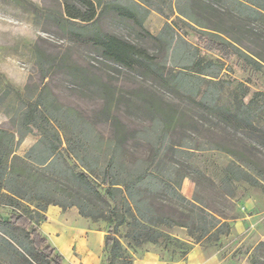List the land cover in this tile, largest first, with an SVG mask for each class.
<instances>
[{"label":"trees","instance_id":"1","mask_svg":"<svg viewBox=\"0 0 264 264\" xmlns=\"http://www.w3.org/2000/svg\"><path fill=\"white\" fill-rule=\"evenodd\" d=\"M174 3L171 9L196 31L197 45L228 61L239 58L255 71L264 67V0ZM153 6L152 0H63L60 16L48 14L72 42L90 47L102 66L92 69L70 61L68 53L55 58L39 54L41 84L30 94L32 103L13 108L9 118L13 127H0V191L9 203L35 202L44 210L50 203L76 206L85 217L104 218L110 222L106 247L119 245L116 234L126 222L128 247L136 249L159 239L166 247L178 241L186 246V254L191 247L162 228H185L191 244L217 242L231 229L229 217L213 210L204 196L189 199L183 193L182 184L190 172L199 174L193 178L196 186L205 183L221 201L234 198L240 183L264 192V103L258 99L264 91L245 101L248 90L241 91L238 85L225 96L222 86L217 88L219 81L203 76L213 74L204 72L200 58L189 72L188 67L167 70L176 32L166 24L158 35L149 33L145 18ZM108 16L133 29L138 40L104 30L102 22ZM254 22L257 27L252 26ZM252 37L259 50L247 44ZM124 68L169 85L180 94V101L173 102L153 88L128 96L111 78L99 75L108 69L122 73ZM60 69L78 89H91L103 101L93 118L85 119L73 108L59 105L51 75ZM183 99L189 108L182 107ZM133 121L141 126L132 128ZM101 123L108 126L107 134L99 130ZM58 130L64 131L68 146L79 150L83 169L66 163L69 147L63 145ZM29 134L38 140L19 155V142ZM216 153L230 160L221 165L208 160ZM197 156L204 158V165L197 163ZM68 181L77 185L74 192L64 187ZM112 189L122 192L132 212L119 209ZM96 202L109 206L108 211L98 209ZM17 231L28 244L16 237ZM63 259L27 214L0 215V261L65 264ZM248 259L250 264H264V241L256 243Z\"/></svg>","mask_w":264,"mask_h":264},{"label":"rangeland","instance_id":"2","mask_svg":"<svg viewBox=\"0 0 264 264\" xmlns=\"http://www.w3.org/2000/svg\"><path fill=\"white\" fill-rule=\"evenodd\" d=\"M175 0H152L154 6L145 18V27L154 35H158L166 24L174 27L176 35L174 47L171 49L166 69L174 72L188 67L186 71H190V66L195 62L196 58H200L204 63V72L213 75L203 74L208 79L219 81L217 88L222 86L221 92L226 96L228 92L235 91L239 85L241 91H247L245 101L252 100L256 92L264 91V67L261 71H255L249 66H245L243 62L236 57L228 61L221 57L218 53L206 51L203 47L197 45L196 31L182 21L178 12L171 9V5L175 6ZM161 8V10H160ZM63 10V0H0V105L4 107L17 108L22 102L32 103L30 94L35 90L37 85L41 84V71L37 65L39 54L42 57L55 58L64 53L70 55V61H77L86 67L102 66L98 62L100 57L94 53L90 47H86L80 43H74L70 40L67 33L54 21L48 18V14L61 15ZM253 27L258 24L254 22ZM104 30L120 34L128 40L137 41L138 38L133 29L117 22L108 16L102 22ZM262 32V31H260ZM142 42V41H140ZM247 44L254 50H259V43L253 37L247 41ZM208 61H212L208 65ZM207 63V64H206ZM124 72L118 73L112 69H108L106 73H100L102 77L111 78L126 95L132 93L145 94L146 88L156 89L159 94L166 96L173 102H178L180 94L171 89L169 85H163L154 82L149 78H143L133 72L123 69ZM99 73L97 70H95ZM51 87L56 93L62 107H71L77 111L85 119L93 118L101 109L103 101H99L98 95L89 90H80L69 79L64 70L60 69L51 75ZM237 89V88H236ZM183 97V96H182ZM260 104L264 103V94L258 97ZM182 107L189 108L184 99ZM192 106V105H191ZM0 126L11 128L13 123L9 120L0 118ZM140 124L135 121L131 122V127H138ZM100 131L107 134L108 126L103 123L98 125ZM63 137V145L68 146L67 136L64 131H59ZM35 134L28 136L24 141L19 142L16 152L24 154L23 149L30 143L34 142ZM69 155L66 163L73 166L76 170L83 169L82 158L79 150L68 146ZM198 157V156H197ZM196 157L199 165H204L203 157ZM215 159L218 165L227 163L230 159L222 153H216L208 158ZM191 176L184 179L182 184L183 193L193 199L195 194H200L206 198L210 207L217 213H224L229 217L231 224L230 232L223 235L221 239L213 243H192V239L183 227H166L163 231L169 233L172 237L190 246L188 253L183 254L185 245L176 244L169 246L159 239L156 242L146 243L132 249L127 246L125 232L127 230L126 222L119 226L117 236L119 245L106 247L104 244L100 246L98 257L93 261L94 264H152V262H162L164 264H176L181 260L187 261L188 264H200L205 260V264H250L248 255L252 252V248L258 242L254 233L249 234L245 231V226L240 224L242 213L239 208V200L241 195L252 193L256 198L262 197L264 192L261 188L249 187L246 183L238 185L236 196L230 200L224 201L217 197L215 191L207 188L206 184L201 182L196 186L194 177H199L198 173L190 172ZM98 181L102 182V178L95 175ZM103 186L107 187L102 182ZM66 189H77V185L73 182L64 184ZM80 194L81 190L79 189ZM116 196V202L119 209H127L132 212L131 207L124 203L122 192L112 189ZM67 199L71 196L66 193ZM73 199V197H72ZM74 200L77 198L74 197ZM98 209L104 212L108 211L109 206L102 202H96ZM96 210L98 213L101 210ZM17 211L27 214L34 223H37L42 232L48 237L49 242L59 251L64 248L67 252L63 262L65 264H89L93 258L89 250H87V234L89 231L99 230L106 234L109 221L98 216L85 217L80 213V208L69 206L62 208L59 205L50 203L47 209H40L35 202L19 201L9 203L8 198L1 196L0 191V215L7 217L12 212ZM95 211V210H94ZM129 214L126 213V217ZM16 237L22 239L25 244L28 240L23 233L16 232ZM106 236V235H105ZM98 245V241L91 240ZM65 245V246H64ZM61 252V251H59ZM0 264H11L9 261H0Z\"/></svg>","mask_w":264,"mask_h":264},{"label":"crops","instance_id":"3","mask_svg":"<svg viewBox=\"0 0 264 264\" xmlns=\"http://www.w3.org/2000/svg\"><path fill=\"white\" fill-rule=\"evenodd\" d=\"M14 107L9 109V107H2L0 105V118L4 120H9L11 112L14 110ZM2 127V126H0ZM32 134L26 135L23 141ZM18 136L16 135V138ZM38 140V137L35 135L34 142L28 144L22 152L25 153V151L31 147L36 141ZM18 153V152H17ZM19 154V153H18ZM20 155V154H19ZM239 208L242 213V218H240L239 222L240 224L244 225L245 231H249V234L254 233L255 237L258 241H264V195L262 197L256 198L252 195V193H247L245 196L241 195V199L239 200ZM88 241H87V250L91 253V256L93 258L92 261H89V264H94L93 261H95V258L98 257L99 248L104 244L105 242V235H103V232L99 230L89 231L87 234ZM91 240L98 241V245L95 244ZM65 246V245H64ZM60 253L63 255V257L66 254V250L62 247L60 248ZM152 264H164L162 262H152ZM176 264H188L187 261L181 260L180 262ZM200 264H205V260L202 261Z\"/></svg>","mask_w":264,"mask_h":264}]
</instances>
